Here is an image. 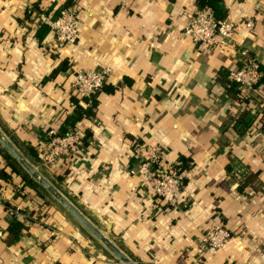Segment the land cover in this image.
<instances>
[{"label": "crops", "instance_id": "obj_1", "mask_svg": "<svg viewBox=\"0 0 264 264\" xmlns=\"http://www.w3.org/2000/svg\"><path fill=\"white\" fill-rule=\"evenodd\" d=\"M66 1L0 0V130L135 264H264V120L244 136L229 124L243 111L259 109L262 118L264 91L256 89L244 106L217 82L222 71L232 75L239 67L242 48L264 62V0H223L228 20L253 23L227 50L184 35L195 0H75V41L58 47L51 31L38 41V16L54 18ZM31 7L36 11L26 19ZM103 68L116 90L101 93L95 118L77 125L91 133L87 145L43 165V135L58 131L75 108V70ZM137 145L163 147L170 163L191 159L176 208H157L146 187L140 193ZM6 152L0 143V264H121L52 197L49 212L29 222L42 201L11 173ZM233 160L240 164L229 174ZM20 188L25 195L16 198ZM15 198L24 226L18 241L2 204ZM218 228L231 237L209 254L207 241Z\"/></svg>", "mask_w": 264, "mask_h": 264}, {"label": "built area", "instance_id": "obj_2", "mask_svg": "<svg viewBox=\"0 0 264 264\" xmlns=\"http://www.w3.org/2000/svg\"><path fill=\"white\" fill-rule=\"evenodd\" d=\"M79 10L63 9L54 18L39 15L37 21L49 26L55 37L58 47L72 44L78 35ZM253 23L247 21L244 24H236L230 20H215L210 11L195 10L194 15L185 25L184 35L194 43H200L213 49H232L237 45V35L243 30H252ZM239 67L232 73L231 79L239 84L243 95L247 96L251 86L259 79L257 60L249 53L240 49L237 51ZM111 76L109 68L91 72L75 70L70 85L72 95L78 99L88 98L94 92L100 90ZM264 91V88H257ZM85 106V105H84ZM49 141H46V149L40 151L41 162L45 166H52L56 159L62 155H74L84 148V136L80 131L70 132L64 137L57 136L56 130H49L46 134ZM137 154L140 157L137 178L139 181L140 193L143 187L150 190L153 196V204L157 208L163 205L176 208L179 204L178 196L185 180L187 171L180 170L179 163L166 161V150L157 146L137 145ZM1 199V198H0ZM1 201V200H0ZM17 219L21 217L22 211L10 207L7 210ZM231 234L224 228L214 230L206 245V252L215 254L225 247Z\"/></svg>", "mask_w": 264, "mask_h": 264}, {"label": "trees", "instance_id": "obj_3", "mask_svg": "<svg viewBox=\"0 0 264 264\" xmlns=\"http://www.w3.org/2000/svg\"><path fill=\"white\" fill-rule=\"evenodd\" d=\"M75 4H76L75 0H67L64 3L63 7H61L58 11H56L57 13L55 14V17L63 9H72V8L78 9L75 6ZM195 6L197 7L198 10L210 11L215 20H227L228 19L227 18L228 10L223 0H195ZM34 11H36L34 7H31V9H27L24 15L25 18L28 19L33 14ZM37 12L40 13V11H37ZM49 31H50V28L47 24L40 23V27L36 33L38 41H42L44 37L49 33ZM246 51L249 53V55L254 57L250 51L248 50ZM257 64H258V72L260 73V77L251 86L250 94L247 96L243 95L239 87V84L231 79V76H232L231 74H229L227 71L221 72L220 78L217 79V82L219 85L222 86L225 94L232 102H236L238 104H243L244 106H248L251 100H255L254 99L255 97L253 96L255 90L257 88H264V62L257 61ZM65 69H66V65L64 64L60 65L59 68L55 70L52 75L55 76L58 72L63 71ZM115 90L116 88L114 86L109 85L106 82L100 90L94 92L88 98L78 99L76 95H72V101L75 104V108L72 114L67 116L62 122L60 128L57 131V136L64 137L68 135L70 132L77 131L78 130L77 125L79 124V122L83 120L86 121V120L95 118L96 111L99 105L98 96H100L101 93L113 94ZM258 113H259V109L253 113H251L250 111L249 112L243 111L241 116L235 119L231 118L229 124L231 128L236 133H238L239 136H244L251 130L255 129L253 128V124L255 120L256 121H258L259 119H261V121L264 120V115H262V118H261V116L259 117ZM262 127L264 128V124ZM46 134L47 132L43 135V138H45L46 141H49L50 138H47ZM83 136H84L83 144L85 146L87 145V141L90 138L91 133L85 132ZM27 151L29 152V155L34 158V160L36 161L38 160V154L35 152V150H33V148H27ZM5 156H6L7 165L10 168L11 173L20 175L24 181L25 187L33 191L35 195L39 198V200L42 201V206L40 207V209L33 210L29 213V215L27 216L28 221L33 222V220H37V218H39V216L41 217L43 214L45 216L46 213H48L50 209V205L46 201V199L52 200L51 196L25 172V170L10 156V154H8V152H6ZM191 163H192L191 159L181 158L180 163H179L180 170H183V171L190 170ZM238 164L240 163L237 160L231 161L229 166H227L226 168L227 173L232 174L237 168ZM64 175L56 177L57 178L56 180L62 181L64 179ZM238 191L241 192L240 187ZM24 195H25L24 189L20 188L17 191L16 198L17 197L22 198ZM16 198L13 199L12 201H6V200L2 201V204L6 212L10 207L12 208L18 207V203L14 202ZM161 209L168 210V209H171V207L163 205ZM9 216L11 217L12 222L9 225L8 231L12 235L13 241H18L21 236V231L24 229V226L21 222L17 220V218L12 213Z\"/></svg>", "mask_w": 264, "mask_h": 264}, {"label": "water", "instance_id": "obj_4", "mask_svg": "<svg viewBox=\"0 0 264 264\" xmlns=\"http://www.w3.org/2000/svg\"><path fill=\"white\" fill-rule=\"evenodd\" d=\"M0 143L10 156L38 183L67 213H69L96 241H98L121 264H135L89 219H87L59 190L33 167L0 130Z\"/></svg>", "mask_w": 264, "mask_h": 264}]
</instances>
